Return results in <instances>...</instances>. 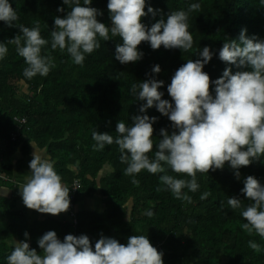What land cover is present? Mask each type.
<instances>
[{"label":"trees","instance_id":"trees-1","mask_svg":"<svg viewBox=\"0 0 264 264\" xmlns=\"http://www.w3.org/2000/svg\"><path fill=\"white\" fill-rule=\"evenodd\" d=\"M10 2L18 15L17 25L39 24L41 36L49 41L42 54L50 55L56 67L46 77L24 78L23 70L27 66L24 58L17 54L15 45L7 43L21 34L19 28L0 21V42L8 47V54L0 60V141L5 144L0 149V172L13 177L14 171L23 167L22 159L13 164L15 154L29 155L31 143H35L51 157L55 170L69 188L79 179L75 202L99 192L105 207L103 211L77 212L76 225L69 217L67 221L46 218L30 223L23 212L14 210L21 197L14 189V180L0 179V183L15 191L12 197H0V209L8 221L6 226L0 223V264H6L12 241L25 239V231L29 233L30 248L39 253L37 240L49 230H54L60 240L67 234H86L93 247L102 235L123 244L131 235H145L153 246L164 239L160 250L164 264H264V238L255 231H245L242 224L247 221L240 215L242 209L233 210L227 204L229 197L241 199L242 208L250 203L241 192L243 180L252 175L264 183V156L248 166H241L239 180L227 162L222 170L197 172L198 191L182 190L191 196L189 203L176 199L168 190H158L165 187L159 179L165 173L151 174L142 170L135 177L138 184H133L132 177L123 174L127 165L120 162L118 146L113 143L94 151L95 141L91 135L96 129L115 138L119 121L130 125L131 117L140 114L139 108L145 103L136 99L131 86L153 75L164 81L159 89L164 93L162 99L171 101L167 86L175 71L187 60L199 58V51L206 45L215 53L203 69L210 80L219 78L226 67H231L233 72L247 70L220 60L219 50L227 41H238L243 28L247 29L246 35L255 34L258 39H264V5L260 0H147L145 11L148 4L160 10L156 17L149 14L141 18L149 27L171 11L187 10L191 3L200 4L188 18L192 48L183 51L161 45L153 50L149 42L142 41L138 49L143 52V58L122 64L114 55L122 39L110 37L101 41L100 49L86 56L83 65L73 63L67 52L50 47L54 18L69 10L63 0ZM107 3L108 0H92L91 6L103 12L97 17L100 22L110 24ZM58 7H63L65 12H57ZM155 64L162 69L158 74L151 72ZM212 88L210 84V91ZM147 114L158 117L153 125L154 148L149 153L152 156L155 143L160 139V129L165 128L169 133L173 129L172 122L155 106L147 109ZM17 116L27 117V123L19 130ZM17 130L19 136L12 140L11 134ZM165 167L166 174L190 179L186 174H177ZM205 192L207 197L201 199ZM250 241L257 243L258 248H251Z\"/></svg>","mask_w":264,"mask_h":264},{"label":"clouds","instance_id":"clouds-1","mask_svg":"<svg viewBox=\"0 0 264 264\" xmlns=\"http://www.w3.org/2000/svg\"><path fill=\"white\" fill-rule=\"evenodd\" d=\"M146 3L147 0H108L111 23L105 24L97 19L103 12L91 6L92 0H63L69 10L54 18L50 47L70 54L76 65H83L86 56L100 49L101 41L110 37L122 39L114 53L122 64L143 58V52L138 49L142 41L149 42L153 50L161 45L166 49H191L189 13L199 9L200 4L191 3L187 10L171 11L166 18L161 16L149 27L141 18L149 14L156 17L160 10L148 4L145 11ZM260 3L264 5V0ZM57 12L64 13L65 9L58 7ZM17 20L10 0H0V21L9 27H18L21 33L7 43L15 45L17 54L24 58L27 65L23 70L24 78L46 77L56 67L50 55L42 54L49 41L41 36L39 24L34 27L17 25ZM246 32L243 28L238 41L225 42L219 50V59L237 69L247 70L233 72L231 67H226L219 78L210 80L203 69L215 53L210 46H204L198 53L199 58L187 60L175 71L167 86L171 101L162 99L164 93L159 89L164 81L154 75L140 84H132L131 91L136 99L145 102L139 108L140 114L131 117L130 125L119 121L115 138L94 129L91 133L95 141L93 150L101 151L106 145L115 143L120 162L127 165L123 174L132 177L133 184H138L135 177L142 170L151 174L165 173L159 177L165 187L158 190H168L176 199L189 203L191 196L182 190L198 191L197 172L222 170L227 162L239 180L241 166H248L264 156V39H258L255 34L248 36ZM7 54V44L0 42V60ZM161 70L160 65L155 64L151 72L158 74ZM153 106L168 117L173 131L160 129L154 155L149 156L154 148L153 125L158 120L157 116L147 114V109ZM165 166L190 179L166 174ZM29 168L30 176L20 187L24 205L53 215L67 211L70 188L62 182L54 161L35 146ZM243 184L241 192L250 203L242 208L241 199L229 197L227 204L233 210L242 209L240 215L247 221L242 224L245 231H255L264 238V183L249 175ZM207 195L203 193L201 199ZM24 237L22 241H12L6 264H164L163 252L145 235H131L126 244L102 235L93 247L86 234H67L60 240L54 230H49L37 240L43 254L30 248L27 231ZM249 246L258 248L253 241Z\"/></svg>","mask_w":264,"mask_h":264},{"label":"crops","instance_id":"crops-1","mask_svg":"<svg viewBox=\"0 0 264 264\" xmlns=\"http://www.w3.org/2000/svg\"><path fill=\"white\" fill-rule=\"evenodd\" d=\"M4 145H5L4 142L0 141V149H3ZM34 145L36 146V148L40 152H42V154L45 157L51 159V157L48 154H46L45 151L40 150L35 143H31L32 151L29 155L23 157V155L20 152H17L15 154L14 159H13V164H16V162L19 159H22L23 160V167L19 171L15 170L13 177L9 176V178H11L12 181L14 180L13 182H14L15 187H16L14 189H16V193L19 195H20V187L24 183H26L27 177L30 176L29 163H30L31 159L33 158V153L35 151ZM14 189H13V187H10V186H7L6 184L0 183V197H6V198L12 197L13 195H15ZM128 205H130V206H128V209H130L131 208V202H129ZM104 207H105L104 201H103V198L99 192L96 193L94 197H91V198L85 197V198H82V199L78 200L77 202H75V211L76 212L103 211ZM14 210L18 211V212H23L26 215L27 221L30 223L34 222V221H41V220H44L46 218H54V219L61 220V221H67L68 217H69L66 211L62 212L60 214H57V215H53V214L40 213L36 210L29 209L24 205L22 197L17 199V201L15 203ZM0 223L1 224L3 223L5 226L8 224V221L3 217L1 209H0Z\"/></svg>","mask_w":264,"mask_h":264},{"label":"built area","instance_id":"built-area-1","mask_svg":"<svg viewBox=\"0 0 264 264\" xmlns=\"http://www.w3.org/2000/svg\"><path fill=\"white\" fill-rule=\"evenodd\" d=\"M15 120L17 121L18 123V130L24 125L27 123V117L26 116H17L15 117ZM18 130L17 131H14L12 134H11V139L12 140H15L18 136H19V133H18ZM0 179L4 180V181H12L11 178H9V176H6L4 174H2L0 172ZM80 187V181L79 179H75L70 187V191H69V196H70V207L69 209L66 211L71 222L73 223V225H76L77 223V218H76V211H75V195H76V192L78 190V188ZM164 243V239L162 240H159L154 247L157 248V250H161V247Z\"/></svg>","mask_w":264,"mask_h":264},{"label":"rangeland","instance_id":"rangeland-1","mask_svg":"<svg viewBox=\"0 0 264 264\" xmlns=\"http://www.w3.org/2000/svg\"><path fill=\"white\" fill-rule=\"evenodd\" d=\"M128 206H130V205H128Z\"/></svg>","mask_w":264,"mask_h":264}]
</instances>
